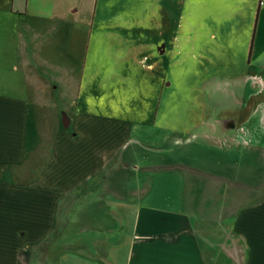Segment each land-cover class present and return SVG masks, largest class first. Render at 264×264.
<instances>
[{"label":"crops","instance_id":"0c3cea01","mask_svg":"<svg viewBox=\"0 0 264 264\" xmlns=\"http://www.w3.org/2000/svg\"><path fill=\"white\" fill-rule=\"evenodd\" d=\"M96 6L97 0H0V264H50L55 245L58 264H264V197L254 191L263 182L254 187L231 179L264 167V56L241 77L247 87L236 99L237 117L216 120L223 137L202 146L185 140V155L198 163L207 162L205 145L215 148L208 159L214 167L185 162L179 173L160 163L120 177L110 167L136 143L133 126L76 112L91 46L80 38L78 20L90 14L85 22L92 27ZM250 13L257 28L264 0H253ZM47 30L66 47V65L55 74L36 52L45 47ZM133 31L139 39L127 63L138 69L130 74L173 68L166 48L193 45L175 40L178 31L169 42ZM152 44L159 47L154 57L146 49ZM61 74L73 99L59 97ZM236 150L247 154L245 168H238ZM156 170L166 182H153ZM77 208L79 221L91 225L83 228L89 235L67 241L61 230Z\"/></svg>","mask_w":264,"mask_h":264},{"label":"rangeland","instance_id":"374dc122","mask_svg":"<svg viewBox=\"0 0 264 264\" xmlns=\"http://www.w3.org/2000/svg\"><path fill=\"white\" fill-rule=\"evenodd\" d=\"M251 2L253 0H97L92 27L85 22L86 19L90 21V14L78 20L79 36L89 38L91 46L76 112L133 126L131 135L136 143L120 155L119 161L110 167V173L124 177L133 167L160 163L175 166L168 169L179 173L184 170L185 162L214 167L208 159L216 154L215 148L205 145L207 162L198 163L194 154L185 155V140L195 138L202 146L205 139H219L223 135L216 120L238 115L234 110L236 99L242 97L247 87L241 77L245 76L250 65L256 67L264 56V17L260 16L256 28V13H250ZM134 28L142 30L144 39H148L151 32V37L154 36L152 42H169L178 31L175 40L193 45L181 50L177 46L166 48V59L172 57L177 63L173 68L162 66L159 74H130L138 69V64L127 63L132 43L139 39ZM58 40L54 31H48L43 50L37 47L39 58L45 55L44 67L49 74H55L57 69L66 65L62 62L66 47ZM146 49L150 57L159 52L157 44ZM55 80L61 88L59 97L73 99L67 89L66 75L61 74ZM51 83L48 78L47 98L50 97ZM27 96L28 91L20 94L21 99H27ZM222 107L229 108V112L220 111ZM219 151L217 154H223ZM233 155L238 159V168H245L247 154L236 150ZM258 166L252 176L243 171L242 174H232L231 179L241 183L248 181L254 187L263 182L254 190L256 196L263 198L264 167ZM160 173L153 172V182H166L158 179ZM32 175L34 179L39 176L35 172ZM157 194L161 195V192ZM75 213L70 225L61 230L65 231L67 241L89 235L83 228L91 225L79 221L78 208ZM84 218L86 221V216ZM59 247L52 246L50 264H58L54 252H59ZM37 250L33 249V263L39 259Z\"/></svg>","mask_w":264,"mask_h":264}]
</instances>
